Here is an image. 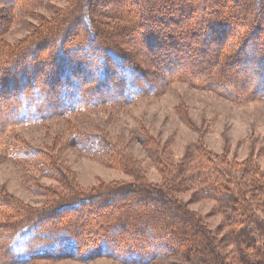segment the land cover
<instances>
[{
  "label": "rangeland",
  "instance_id": "obj_1",
  "mask_svg": "<svg viewBox=\"0 0 264 264\" xmlns=\"http://www.w3.org/2000/svg\"><path fill=\"white\" fill-rule=\"evenodd\" d=\"M83 2L0 0V49L29 51V56L23 58L22 75L41 83L51 79L57 83L58 93L64 81H58L56 73L60 66L55 59L57 43L43 41L55 32L53 38L67 31L64 43L75 50L62 58V64L75 67L76 72L87 69L83 62H91V58H86L90 49L85 48L89 34L84 26ZM168 5L172 13L165 17L169 19L161 20L158 13ZM221 5V0H91L89 12L99 32L95 41L89 42L91 48L123 51L127 63L135 67L137 63L145 71L154 70L149 76L156 78L155 84L150 92L132 102L24 124L5 134L0 149V188L6 199L30 212L45 211L56 229L71 228L77 248L71 254L53 252L54 249L26 263L11 260L7 264H142L127 262L129 253L114 242L107 243L111 253L101 252L100 245L105 244H100V237L104 223H108L104 212L91 211L93 206H86L75 213H57L49 207L69 197L76 199L108 184L129 183L136 178L161 184L167 173L183 163L187 152L195 157L203 148L230 159H252L264 173V94L251 93L257 77L261 72L263 75L264 65L254 64V79H245L235 73L241 66L239 59L221 61L234 49L237 52L242 42L251 60L264 56V7L260 10L247 3V9L240 8L237 17L227 14ZM145 8L151 10L148 20L142 15ZM229 42L235 45L224 49ZM38 44L41 47L36 49ZM48 52L54 53V58ZM78 58L81 65H75ZM161 58L165 69L160 67ZM190 69L198 74L190 73ZM183 71L190 78L180 74ZM223 75L238 84L223 85L219 82ZM16 78L17 85L23 77ZM1 81L0 115L5 116L3 107L15 93L10 91L8 79L5 87H1ZM79 137L95 138L102 149L93 153L82 148L75 140ZM19 153L29 155L19 157ZM190 163L191 168L198 166L197 160L190 159ZM180 198L213 229L223 222V215L213 212V200L197 198L192 192ZM112 211L113 217L123 212ZM8 213L1 207L0 222L20 219ZM43 222L49 224L47 220ZM98 231L102 232L96 237ZM128 234L129 242L134 232ZM167 261L153 264H171L175 259Z\"/></svg>",
  "mask_w": 264,
  "mask_h": 264
},
{
  "label": "trees",
  "instance_id": "obj_2",
  "mask_svg": "<svg viewBox=\"0 0 264 264\" xmlns=\"http://www.w3.org/2000/svg\"><path fill=\"white\" fill-rule=\"evenodd\" d=\"M221 2V7L225 6L227 14H235L237 17L240 14L239 9L243 6L246 8L247 3L253 4L254 8L258 6L260 10L264 7V0H245L246 4L242 3L243 0ZM90 4L91 0L83 2L84 26L89 34L85 48L90 49L86 52V58H91V62H83L87 69L76 72L75 67L62 64V58L75 50L74 46L68 48L67 43H64L67 40V31L56 37L59 42L53 38L57 35L56 32L43 41L57 43L55 59L60 66L56 73L58 81H64L58 93L55 81L41 77L47 78L41 83L35 78L31 80L25 77V74L22 75V68L25 66L23 58L29 51L23 53L19 49H0L1 87H5L8 79L10 91L15 93L9 98V102L3 105L5 116L0 115V149L5 134L18 126L71 116L92 107L123 105L153 89V80L156 78H151L149 72L154 70L145 71L142 66L138 68L137 63L136 67L127 63L126 55L121 50L117 52L110 48H104V51L103 48H91L89 42H94L99 32L89 12ZM252 11L254 15L255 9ZM150 13V9H142L144 19L148 20ZM171 13V7L168 5L163 6L158 14L159 18L165 21L169 19L165 17ZM228 44L224 49L235 45L231 42ZM242 44L237 52L234 49L233 53L230 52V55L224 56L221 61L227 63L230 57L237 58V61H241V66L239 65L235 73L239 76L241 74L245 79H254L251 73L256 70L254 64L260 67L261 63L264 65V56L251 60L252 56L249 58L248 49H244ZM39 46L38 44L35 48ZM50 53L48 55H51ZM51 56L54 58V53ZM80 58L75 61V65H81ZM161 59L160 67L165 69L164 58ZM150 60L152 61V58ZM94 64H97V68L92 67ZM182 73L190 78L186 71L180 74ZM190 73L198 74L195 70ZM224 75L219 81L223 85L233 87L238 84ZM16 77H23L17 85ZM256 82L258 90L254 87L251 93L264 94V71L263 75L261 72L257 77ZM75 140L82 148H87L93 153L102 149L95 138L83 140L79 137ZM201 149L202 152L195 157L187 152L183 163L181 162L176 170L167 173L161 184L155 185L138 178L129 183L108 184L94 193L76 199L75 196L69 197L49 209H55L57 213H75L86 206H93L91 211L104 212L103 217H106L108 223H104L105 229L102 233H95L96 237L101 233L103 242L100 240V244H105L100 245L101 252L111 253L106 248L109 245L107 243L114 242V245L122 246L123 250L129 253L127 262L153 264L157 260L167 261L174 258L175 261L171 264H264V173L252 159H230L226 154ZM28 155L18 154L19 157ZM190 159L197 160L196 168H191ZM186 192H192L200 199L213 200V212L222 214L223 222L215 229L207 225L203 217L191 210L188 203L180 198V195ZM4 194L5 191L0 188V209L2 207L9 215L15 214L20 219L0 222V264L12 261L26 263L37 256L49 255L54 249L53 252L65 255L77 250L72 235L74 231L71 228L64 226L56 229L48 213L44 215L45 211L24 210L15 202L7 200ZM114 209H121L123 212L119 217H113L111 214ZM42 220H47L49 224L45 225ZM108 227L111 228V233L110 229L107 230ZM128 232H134L129 242Z\"/></svg>",
  "mask_w": 264,
  "mask_h": 264
},
{
  "label": "bare ground",
  "instance_id": "obj_3",
  "mask_svg": "<svg viewBox=\"0 0 264 264\" xmlns=\"http://www.w3.org/2000/svg\"><path fill=\"white\" fill-rule=\"evenodd\" d=\"M13 3V2H12ZM7 12V11H6ZM1 114V113H0ZM76 231V230H75Z\"/></svg>",
  "mask_w": 264,
  "mask_h": 264
}]
</instances>
